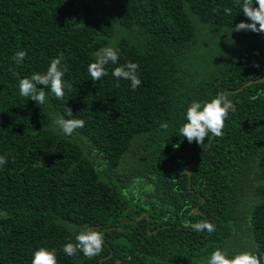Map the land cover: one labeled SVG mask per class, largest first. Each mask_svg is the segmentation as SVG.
I'll use <instances>...</instances> for the list:
<instances>
[{
	"label": "trees",
	"instance_id": "obj_1",
	"mask_svg": "<svg viewBox=\"0 0 264 264\" xmlns=\"http://www.w3.org/2000/svg\"><path fill=\"white\" fill-rule=\"evenodd\" d=\"M115 260L264 264V0H0V264Z\"/></svg>",
	"mask_w": 264,
	"mask_h": 264
},
{
	"label": "water",
	"instance_id": "obj_2",
	"mask_svg": "<svg viewBox=\"0 0 264 264\" xmlns=\"http://www.w3.org/2000/svg\"><path fill=\"white\" fill-rule=\"evenodd\" d=\"M189 171V170H188ZM190 172V171H189ZM195 211V210H194ZM115 264H120V261H116V263Z\"/></svg>",
	"mask_w": 264,
	"mask_h": 264
},
{
	"label": "clouds",
	"instance_id": "obj_3",
	"mask_svg": "<svg viewBox=\"0 0 264 264\" xmlns=\"http://www.w3.org/2000/svg\"><path fill=\"white\" fill-rule=\"evenodd\" d=\"M116 261H120V260H115L113 263L115 264V263H116ZM120 264H121V261H120Z\"/></svg>",
	"mask_w": 264,
	"mask_h": 264
}]
</instances>
